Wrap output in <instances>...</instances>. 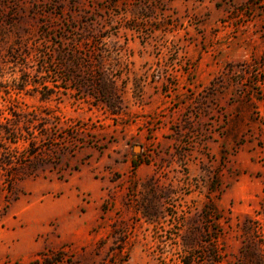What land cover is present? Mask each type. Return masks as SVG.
<instances>
[{"label": "rangeland", "instance_id": "rangeland-1", "mask_svg": "<svg viewBox=\"0 0 264 264\" xmlns=\"http://www.w3.org/2000/svg\"><path fill=\"white\" fill-rule=\"evenodd\" d=\"M0 264H264V0H0Z\"/></svg>", "mask_w": 264, "mask_h": 264}, {"label": "trees", "instance_id": "trees-1", "mask_svg": "<svg viewBox=\"0 0 264 264\" xmlns=\"http://www.w3.org/2000/svg\"><path fill=\"white\" fill-rule=\"evenodd\" d=\"M105 84H106V81L100 79V81H99V89H100V90H103L104 87H105ZM3 129H4L5 134H7V135H12V134H13V131H10L9 128H5V127H4ZM136 166H137V165H133V167H136Z\"/></svg>", "mask_w": 264, "mask_h": 264}]
</instances>
